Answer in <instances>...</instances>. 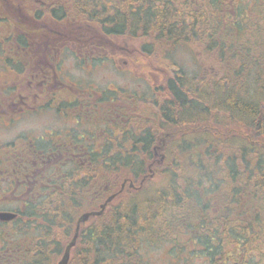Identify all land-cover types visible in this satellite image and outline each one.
<instances>
[{
	"label": "trees",
	"instance_id": "obj_1",
	"mask_svg": "<svg viewBox=\"0 0 264 264\" xmlns=\"http://www.w3.org/2000/svg\"><path fill=\"white\" fill-rule=\"evenodd\" d=\"M141 2L125 28L132 23L147 37L144 57L172 62L174 76L166 91L158 89L164 99L89 87L111 111L126 100L134 119L122 132L104 130L101 145L82 139V165L64 167L39 190L35 209L24 212L32 228L11 233L7 244L17 250L14 264H57L76 219L97 210L122 178H141L162 139L168 164L161 183L128 192L82 225L69 264H146L141 250L164 243L185 263L194 256L202 264H264V0ZM126 20L119 16L121 28ZM191 44L201 67L188 76L169 50ZM77 91L78 103L92 95ZM235 123L245 129L241 136L227 134ZM188 124L208 126L179 133Z\"/></svg>",
	"mask_w": 264,
	"mask_h": 264
},
{
	"label": "flooded vegetation",
	"instance_id": "obj_2",
	"mask_svg": "<svg viewBox=\"0 0 264 264\" xmlns=\"http://www.w3.org/2000/svg\"><path fill=\"white\" fill-rule=\"evenodd\" d=\"M139 6L141 0H0V264L16 263L17 250L7 244L11 233L32 228L24 212L35 209L39 190L64 167L82 165L81 140L101 145L104 130L122 132L134 119L125 101L115 100L111 111L103 94L78 103L66 59L92 64L88 54L120 53L128 41L139 49L147 37L132 23L125 28ZM34 119L43 121L32 126Z\"/></svg>",
	"mask_w": 264,
	"mask_h": 264
},
{
	"label": "rangeland",
	"instance_id": "obj_3",
	"mask_svg": "<svg viewBox=\"0 0 264 264\" xmlns=\"http://www.w3.org/2000/svg\"><path fill=\"white\" fill-rule=\"evenodd\" d=\"M128 43L129 44H124L123 46H128L129 49L127 48V50H121L120 53L110 50L101 53L95 52L88 54L89 58L94 62L92 64L90 61H84L80 63L76 59L77 56L74 57L69 55L68 59L66 60L69 65L72 64L68 67L71 72V82L77 84L78 88L84 89L86 94L94 93V91H91L90 89L94 88L97 89L98 92L106 89L111 90L110 93H112L114 90H120L122 92L125 91L127 94H134L137 92L138 95L145 97L146 100L149 99L151 95L154 96L155 93L157 102L159 99H164L162 95L163 92L158 91V89L166 91L164 90L166 82L170 77L174 76L173 69L169 65V63L172 62L162 64L157 63L158 61H155L154 59L149 60L148 57H144L141 54V50L137 47H135L137 48L136 50H133L135 48L131 49L133 47L131 45L133 44L132 41H128ZM169 47V49L173 48V46ZM198 49L199 48L197 45L191 44L181 45L179 48H175L172 51L169 50L173 56V61L176 65L175 67H182L188 76H192L200 72L201 66H199L198 62L196 61L195 56L198 55ZM200 61L202 64H204L203 72H207L205 70L210 67L208 66L209 62L202 61V59H200ZM77 94L78 91L76 95ZM124 101L126 102V100ZM147 104L150 105L149 103ZM42 121L43 119H34L32 121V126H39ZM207 126L208 124L197 126L195 124H188L181 127L179 129V133L183 134V132H185L187 134L190 131H194L196 128L202 129L203 131L207 128ZM212 126L213 125H211V127ZM240 127L241 126L236 123L230 124L229 127H227V130L229 131L227 134L232 133L241 136V134L245 132V129ZM240 129H243V132ZM225 131H220L219 133L226 134ZM173 137L175 138H172V140H177L181 136L179 137V134L177 133V135L175 134ZM166 147L168 146L163 139L160 141L159 145H153L151 148L152 157L146 164V170L144 172L145 174L141 177V179L143 177L144 179L141 180L140 178H128V180L133 182L135 189H132L130 186H128V184H126L122 193H120V195L113 201L114 205L127 199L126 196L128 192L133 193L139 189L148 191L156 189L155 185L161 183L163 177L162 170L168 164ZM169 154L171 155V158L178 155L177 151H175V153L170 152ZM67 171L68 170H66V172ZM122 180L123 178L116 184V187L114 188L115 192L120 189L119 185L122 183ZM10 237L15 236L10 235ZM140 253L143 255L146 264H202L201 261L197 260V258L194 256L186 263L184 261L174 260L173 256H171L169 253L168 244L166 243H164L162 246L141 250Z\"/></svg>",
	"mask_w": 264,
	"mask_h": 264
},
{
	"label": "water",
	"instance_id": "obj_4",
	"mask_svg": "<svg viewBox=\"0 0 264 264\" xmlns=\"http://www.w3.org/2000/svg\"><path fill=\"white\" fill-rule=\"evenodd\" d=\"M124 185H125V182H123L120 185L121 186V190L125 187ZM128 186L134 187V185H133V183L131 181L129 182ZM115 196H116V194L109 195L106 198L105 202L102 203L99 206L98 210H93V211H90V212H84L76 220V222H75L76 224H75L74 230L72 232L71 239L65 244V248H64V250H63V252H62V254L60 256V260L58 261L57 264H69L70 254H71L72 249L75 247L76 241H77V239L79 237V231H80L81 225L87 223V221L90 218L101 216L104 213V211H105V207L115 199ZM1 217L2 218H7V217H11V216L7 215V214H1Z\"/></svg>",
	"mask_w": 264,
	"mask_h": 264
}]
</instances>
